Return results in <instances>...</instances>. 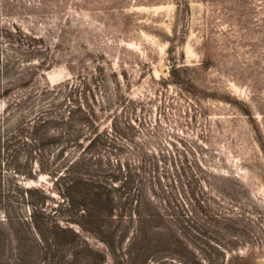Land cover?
<instances>
[{"label": "trees", "instance_id": "1", "mask_svg": "<svg viewBox=\"0 0 264 264\" xmlns=\"http://www.w3.org/2000/svg\"><path fill=\"white\" fill-rule=\"evenodd\" d=\"M49 50L0 22V264H245V233L208 203L203 162L140 139L145 101L113 71L49 85ZM178 80L173 66L158 84ZM39 176L49 188L19 180Z\"/></svg>", "mask_w": 264, "mask_h": 264}, {"label": "rangeland", "instance_id": "2", "mask_svg": "<svg viewBox=\"0 0 264 264\" xmlns=\"http://www.w3.org/2000/svg\"><path fill=\"white\" fill-rule=\"evenodd\" d=\"M259 1L0 0L2 26H16L49 46L56 63L41 72L45 82L73 81L98 66L107 69L103 81L109 83L113 71L122 93L145 101L140 139L150 149L171 150V143L203 162L210 173L208 203L236 213L233 220L245 233L237 250L245 264H264ZM173 66L178 84L159 85ZM19 180L50 187L44 176L29 184Z\"/></svg>", "mask_w": 264, "mask_h": 264}]
</instances>
